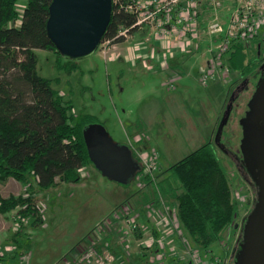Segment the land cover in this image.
<instances>
[{"label": "rangeland", "instance_id": "obj_1", "mask_svg": "<svg viewBox=\"0 0 264 264\" xmlns=\"http://www.w3.org/2000/svg\"><path fill=\"white\" fill-rule=\"evenodd\" d=\"M26 2L20 0V5ZM223 4L222 12L227 13L228 8L233 6V0H223ZM138 37L140 35L118 45L117 51L121 53L118 59L111 57L106 60L98 49L91 56L81 59L78 70L72 73L58 69L55 53L38 49L39 73L54 79V87L72 97L77 116L93 114L119 143L127 142L131 124L138 117L145 121L147 131L151 133V141L156 147L149 146L147 140L142 141L141 147L160 152L159 180L168 175L170 166L211 141L228 170L232 188L241 205L237 224L239 229L230 241L232 249H236L237 244L242 241L243 227L249 211L257 200L258 188L245 171L240 155L243 132L241 119L246 114L247 103L256 86L251 82L248 84L247 81L248 86L243 85L245 80L238 72L231 70L230 77L217 78L207 86H203L195 74L186 75L187 79L177 83L174 90L170 91L165 72L150 73L135 68V64L140 63L133 62L135 54L131 46ZM197 59V63L204 61L201 58L199 60L196 55L188 60V63L194 64ZM202 66L207 67L208 64ZM251 80L256 81L254 78ZM232 96V110L226 120L224 114ZM218 111H221V117L217 115ZM240 170L245 172L248 179L243 178ZM81 176L82 180L78 183L59 181L56 187L41 192L38 204H46L44 222L34 227L30 225L26 230L30 235L27 237V247L32 256L30 264H63V259L69 258L75 249L74 245L82 241L90 230H94L97 221V226L105 227L109 214L119 210V207L127 202V197L128 201L133 200L134 204L141 206V203L135 202L139 193L150 191L152 198L156 195L152 185L148 189H140L138 179H133L127 184L115 182L92 165L85 167ZM25 190L26 186L14 178L0 181L1 196L20 195ZM167 199L169 204L176 203L174 198L167 196ZM17 214V210L8 214L0 211V247L8 254L15 252L8 249V245H11V235L18 229ZM231 233V229L225 232V241ZM110 235L115 243L111 248L116 253L121 251L123 245L120 241L127 236L122 231L111 232ZM139 249L135 244L134 254L131 256L132 264H139L141 260ZM209 250L212 252L208 260L214 256L224 258L232 252L226 250L221 243L214 244ZM200 252L203 256L206 254L203 249H200ZM230 255L232 258L233 253ZM66 262L70 263V260ZM9 264L22 263L14 260Z\"/></svg>", "mask_w": 264, "mask_h": 264}, {"label": "trees", "instance_id": "obj_2", "mask_svg": "<svg viewBox=\"0 0 264 264\" xmlns=\"http://www.w3.org/2000/svg\"><path fill=\"white\" fill-rule=\"evenodd\" d=\"M26 1L20 12L19 0H0V181L14 178L26 186L20 195H0V211L8 214L17 210L19 222L9 240L15 252L8 254L0 249V264L20 261L27 254V227L44 222L38 204L41 192L56 187L59 181L78 183L82 180L79 169L95 166L84 130L98 122L96 116L76 115L72 97L54 87V79L39 73L37 50L55 53L58 69L67 73L78 70L80 60L65 58L48 34L52 0ZM135 22L134 14L118 11L114 6L102 42L111 38L123 42L124 37L117 38L120 29L130 28ZM263 55L261 33L249 42L236 41L227 54V63L248 84L257 87L263 76ZM253 78L256 81H250ZM133 155L138 160L135 151ZM158 185L165 196L174 198L180 222L200 248L206 250L221 243L225 232L232 230L226 250L233 251L230 264H236L239 243L232 249L230 241L239 229L241 205L214 144L208 141L170 166L168 175L161 177ZM141 253V262L146 264V253Z\"/></svg>", "mask_w": 264, "mask_h": 264}, {"label": "built area", "instance_id": "obj_3", "mask_svg": "<svg viewBox=\"0 0 264 264\" xmlns=\"http://www.w3.org/2000/svg\"><path fill=\"white\" fill-rule=\"evenodd\" d=\"M113 2L118 11L135 15L136 22L133 26L122 27L117 38L124 37L125 42L140 35L141 39H136L131 49L135 58H140L144 64L153 62L171 64V58L175 56L177 50L190 55L200 50L203 41L208 42L206 45V52L210 54L206 63L208 66L202 69L199 77L203 86L217 78L230 77L231 68L227 63V54L236 41L249 42L250 39L264 33V0H233V6L228 8L227 17V13L222 12L223 0H113ZM25 5L26 3L21 6L19 0L18 10L22 12ZM156 42H160L162 51H156ZM119 44L122 42H117L116 38L106 39L98 49L102 51L106 60L111 57L118 59L121 54L117 51ZM168 80L169 90H174L178 77L168 73ZM144 137V134L133 136L128 133L127 142L137 154L141 165L134 179L139 180L140 189H148L152 185V189L156 191L154 201L140 210L125 203L119 210L110 213L105 227L97 226L94 229H97L95 232L98 233L122 231L127 237L120 241L123 245L121 251L116 253L111 247L101 249L95 244H81L70 253L69 258L63 259V264H132L131 256L134 254L135 244L139 246V252L146 253L147 264H230L232 259L230 254L233 251L224 258L214 256L208 260L212 251L206 249L203 256L200 252L202 248L186 233L180 222L176 203L169 204L167 196L158 185L160 152L156 149L142 148ZM79 171L83 173L85 167H81ZM45 205L44 203L39 205L43 218L46 214ZM145 215L148 216L149 223L141 221ZM16 223L19 228L17 217ZM221 244L227 249L225 239ZM8 246V249L13 250L11 245ZM31 257V251L27 250V254L20 258V262L27 264ZM66 260H70V263Z\"/></svg>", "mask_w": 264, "mask_h": 264}, {"label": "water", "instance_id": "obj_4", "mask_svg": "<svg viewBox=\"0 0 264 264\" xmlns=\"http://www.w3.org/2000/svg\"><path fill=\"white\" fill-rule=\"evenodd\" d=\"M113 9V0H52L48 34L65 58H87L102 43ZM232 99L233 96L224 114L226 120L232 110ZM241 123L243 164L258 191L257 201L244 223L235 262L264 264V73ZM84 139L92 162L108 179L127 184L141 169L132 148L115 140L104 124L88 125Z\"/></svg>", "mask_w": 264, "mask_h": 264}, {"label": "crops", "instance_id": "obj_5", "mask_svg": "<svg viewBox=\"0 0 264 264\" xmlns=\"http://www.w3.org/2000/svg\"><path fill=\"white\" fill-rule=\"evenodd\" d=\"M209 12V9L207 10ZM228 16V14L226 15V17ZM204 25H206V22H204ZM140 38V37H138ZM141 39V38H140ZM207 43L208 42H204L202 43V49L198 50L196 52H194L193 54L190 55H186L181 53L180 50H177L175 53V56L173 58H171V61L173 64H156L155 62H153V64H144L142 62V60L140 58H135L134 59V63H140V64H135V68L140 69L142 71H147V72H153V73H160V72H165L167 75L168 73H170L171 75H176L178 77V82L180 83V81H184L187 79L186 75H191V74H195V76L200 77V73L202 71V69L204 68V64H206L209 60L210 54L206 52V48H207ZM155 47H156V51L160 52L162 51V45L160 44V42H156L155 43ZM198 56L199 60L201 58L204 59L203 63H197L198 59L196 60V62L194 64H189L188 60H190L191 58H193V56ZM207 58V59H206ZM139 60H141L140 62H138ZM168 67V68H166ZM173 91V90H170ZM221 111H218V116L221 117L222 114L220 113ZM221 114V115H220ZM132 125V131L131 133H135L133 134H144V139L143 140H147L149 146H153L156 147L155 144L151 141V133L150 131H147V124L145 121H141L140 117H138V119L131 124ZM148 136H149V140H148ZM142 146V144H141ZM73 184V183H71ZM154 195L153 198L151 196V192L150 191H144L143 194L139 193V195L137 196L138 200L135 201L137 204L141 203L140 205H136L133 203V200L128 201L127 197V202L128 204L131 205L132 208H135L137 210H140L143 207H146L150 202L154 201ZM110 215V214H109ZM142 222L145 223H149V218L148 216H142ZM99 224V221L96 222V224L94 225V229L95 226H97ZM93 230V229H92ZM90 230V233L82 239V241H78L75 246V248L81 244H85V245H91V244H95L98 245L101 249H107L108 247H114L115 243L112 241L111 239V235L110 232L106 231L103 233H98L95 232L94 230L92 231ZM81 242V243H79ZM143 253L140 252V255H142ZM138 255V252H137ZM146 257V256H145ZM141 260L139 261V264H141ZM147 264V261H146Z\"/></svg>", "mask_w": 264, "mask_h": 264}, {"label": "flooded vegetation", "instance_id": "obj_6", "mask_svg": "<svg viewBox=\"0 0 264 264\" xmlns=\"http://www.w3.org/2000/svg\"><path fill=\"white\" fill-rule=\"evenodd\" d=\"M261 72H262V73H264V67H263V69H262V71H261ZM243 85H246V86H248V84H247V82H246V81L244 82V84H243ZM246 86H245V87H246ZM241 87H242V86H241ZM242 88H243V87H242ZM234 161H236V162H237L238 160L234 159ZM239 168H240V167H239ZM240 171L242 172V176H243V178H245V179H246L247 177H246V174H245V172H243L242 170H240ZM245 171H246V170H245ZM248 175H249V174H248ZM247 179H248V178H247Z\"/></svg>", "mask_w": 264, "mask_h": 264}]
</instances>
